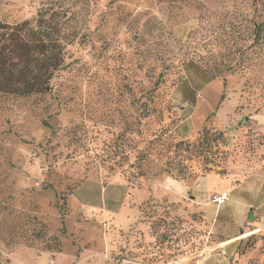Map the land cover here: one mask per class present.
<instances>
[{"label":"rangeland","instance_id":"1","mask_svg":"<svg viewBox=\"0 0 264 264\" xmlns=\"http://www.w3.org/2000/svg\"><path fill=\"white\" fill-rule=\"evenodd\" d=\"M39 12L65 60L0 93V264H264L203 180L263 174L264 0H0Z\"/></svg>","mask_w":264,"mask_h":264},{"label":"trees","instance_id":"2","mask_svg":"<svg viewBox=\"0 0 264 264\" xmlns=\"http://www.w3.org/2000/svg\"><path fill=\"white\" fill-rule=\"evenodd\" d=\"M61 28L55 16L43 12L33 21L0 22V93L27 97L50 91L52 78L64 66L67 36Z\"/></svg>","mask_w":264,"mask_h":264},{"label":"crops","instance_id":"3","mask_svg":"<svg viewBox=\"0 0 264 264\" xmlns=\"http://www.w3.org/2000/svg\"><path fill=\"white\" fill-rule=\"evenodd\" d=\"M203 180L205 182V190L228 193V200L223 205L214 206L225 209L224 211L229 208L234 209L233 215H227L226 219L233 223L239 232L240 230H247L248 225L264 226V171L263 174L255 173L244 179L234 181V184L232 183L233 180L227 178L218 177L216 179L207 176ZM254 230V235L260 231L259 227ZM247 236L249 234L245 232L239 240L246 239L248 238ZM237 237L235 236L231 239Z\"/></svg>","mask_w":264,"mask_h":264},{"label":"built area","instance_id":"4","mask_svg":"<svg viewBox=\"0 0 264 264\" xmlns=\"http://www.w3.org/2000/svg\"><path fill=\"white\" fill-rule=\"evenodd\" d=\"M228 200L227 192L215 193L206 198L208 203H211L216 206L223 205Z\"/></svg>","mask_w":264,"mask_h":264}]
</instances>
